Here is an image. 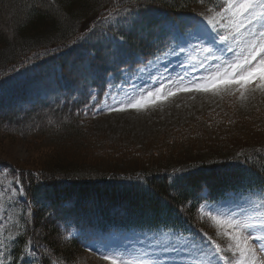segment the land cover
I'll return each instance as SVG.
<instances>
[{"label": "trees", "instance_id": "1", "mask_svg": "<svg viewBox=\"0 0 264 264\" xmlns=\"http://www.w3.org/2000/svg\"><path fill=\"white\" fill-rule=\"evenodd\" d=\"M223 2L0 0V145L51 148L19 170L24 210L9 264H78L94 231L199 236L205 202L231 192L264 201V112L255 123L235 111L197 116L149 151L93 133L111 78L165 52L170 25L186 30L195 5Z\"/></svg>", "mask_w": 264, "mask_h": 264}, {"label": "rangeland", "instance_id": "2", "mask_svg": "<svg viewBox=\"0 0 264 264\" xmlns=\"http://www.w3.org/2000/svg\"><path fill=\"white\" fill-rule=\"evenodd\" d=\"M228 0H224L221 8H213L205 3L193 7L191 20L186 21V30H179L170 25L172 35L168 48L156 58L141 64L139 67L121 71L119 78H111V84L96 107V115L92 119L94 135L103 144L114 143L122 146H134L141 151L155 149L157 141L166 139L171 131L188 123H193L195 117L207 113H223L235 111L238 116H252L251 121L257 122L256 116L264 112V89L255 84L241 94L235 86L224 91H177L175 95L167 96L178 84L191 86L205 78L209 72L215 71V65L235 59L236 45L229 39L221 41L220 35H226L225 29L214 23L219 19ZM253 30L264 29V17L250 26ZM212 48V55L203 51ZM181 48L184 50L181 51ZM55 51L39 49L24 58L23 64L30 65L37 57ZM207 57V58H205ZM203 65V66H201ZM17 68L21 64L16 65ZM25 67V66H24ZM183 77V81H181ZM163 88V93L150 100L145 107H127L124 111L112 110L126 106L129 97L136 99L155 93ZM241 121L244 123V119ZM243 127V126H242ZM34 144L21 140H5L0 145V262L9 264L11 251L15 244L23 206V190L18 174L21 167L30 165L39 152L46 153L51 148L42 147L32 151ZM264 211V201H260L251 193L231 192L216 200L205 202L201 208V227L194 239L187 235H176L171 231L160 229L152 233L138 231L98 232L97 237L86 242L84 250L78 257V264H110L102 257L105 253L116 254L130 259L148 253L143 258L162 261L163 264H237L239 255L228 245L232 243L224 235V230L212 219L246 218ZM202 219L204 222H202ZM254 236L259 232L247 229ZM215 242V243H213ZM257 247L258 264H264V251L259 247L260 241H250ZM215 244L221 245L217 252ZM167 247L169 250L164 251ZM174 249V250H173ZM28 252V250H25Z\"/></svg>", "mask_w": 264, "mask_h": 264}, {"label": "snow or ice", "instance_id": "3", "mask_svg": "<svg viewBox=\"0 0 264 264\" xmlns=\"http://www.w3.org/2000/svg\"><path fill=\"white\" fill-rule=\"evenodd\" d=\"M217 16L219 19L215 23L212 20L208 23L213 27L218 24L220 28L225 29L227 34L220 35L219 39L224 42L231 39L236 45L238 51L231 47L228 49L234 52L235 59L225 62L223 66L215 65L214 72H209L205 78L191 86L178 84L174 91L167 93L165 99L167 96L175 95L177 91L220 92L226 88L231 90V86H235L243 95V92L253 84L259 89H264V29L253 30L250 27L264 17V0H228L226 7L222 12H218ZM183 50L181 48V51ZM203 51L215 58L212 48H205ZM161 93L163 88L136 99L129 97L126 106L112 110L124 111L127 107H145L149 100L155 103ZM212 219L224 230V235L232 241L228 247L239 255L237 264H258L257 247L250 241L259 240L261 242L259 247L264 251V211L246 218L237 219L230 216L225 219L213 216ZM247 229L257 230L259 235L254 236L251 232H247ZM215 247L217 252L221 250L220 244H215ZM168 250L167 247L164 248V251ZM147 255L148 253L145 252L140 256L126 259L122 255L105 253L102 258L110 264H163L162 261L155 259H144L143 257Z\"/></svg>", "mask_w": 264, "mask_h": 264}]
</instances>
